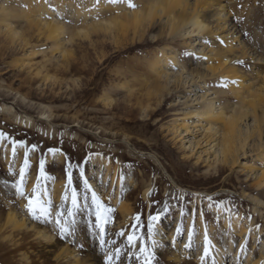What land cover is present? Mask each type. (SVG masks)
<instances>
[{
	"label": "rangeland",
	"instance_id": "1",
	"mask_svg": "<svg viewBox=\"0 0 264 264\" xmlns=\"http://www.w3.org/2000/svg\"><path fill=\"white\" fill-rule=\"evenodd\" d=\"M151 1L133 0L139 11ZM219 1L227 18L223 35L236 33L241 45H245L249 53L240 58L243 64L238 67L254 80L258 72L264 71V62L258 65L255 61L264 51V46L256 49L258 34L264 39V0ZM31 2L42 10L34 19L42 24L58 23L64 33L58 40L48 38L45 29L29 25L19 16L29 8L27 3L0 0V20L4 17L1 9L19 12L11 23L23 37V41L12 40L0 33V132L4 133L0 137V264H73L76 258L89 264H107L108 255L114 257L112 264H142L143 256L136 259L139 245L130 248L127 235L136 223L134 217L140 213L142 223L136 234H143L151 247L148 216L157 212L162 215L154 237L160 242L155 264H201L205 228L214 264H218L220 251L224 252L222 264H247L253 257L259 259L264 254V181L260 187L255 186L261 169L264 170L256 153L259 139L254 136L247 141L245 148L237 152L235 165L223 163L220 150L224 126H210L198 116L205 99H212L217 108L225 107L228 116L238 107L229 87L222 86L224 78L217 74L205 79L190 72V68L204 72L207 63L197 59L199 53L185 54L194 53L185 38L156 37L164 19L154 29L152 25L146 27L143 36L139 31L134 39L132 33L122 37L115 31H87L88 37H77L94 21L104 22L113 16L115 8L126 7V2L113 5L101 0L98 7H94L95 0ZM210 12L206 16L213 14ZM209 21L213 24L215 17ZM197 40L204 47L218 42L207 36ZM163 48L178 57V63L167 68V72L182 79L179 85L168 89L163 79L151 71V64L161 57ZM62 54L67 55L66 59ZM204 93V101H195ZM107 98L112 100L109 106L104 102ZM17 117L22 118L20 122ZM27 117L32 120L28 126ZM252 120L248 115L241 128L251 127ZM262 130L264 144V125ZM49 149H57L58 153ZM89 153H103L110 159L93 156L83 164ZM41 159L45 162L43 176L39 174ZM69 162L71 186L66 173ZM81 167L85 169L84 177L80 176ZM22 169L26 194L35 189L42 201L50 199L54 215L72 209V190H76L80 208L74 210L76 224L71 237L61 239L53 225L33 220L23 210L26 201L15 194L13 187L21 182ZM85 178L91 190L85 188ZM56 183L64 188L59 197L52 192ZM93 191L102 205L116 210L113 222L102 225L103 232L95 218ZM123 202L132 210V220L125 225L119 212ZM11 211L25 219L33 230L47 233V242L37 239L35 231L3 226ZM64 219L70 223L72 218L65 215ZM178 227L182 235H177ZM193 229L192 247L186 250L184 244ZM121 230L124 236L119 235ZM172 238L175 247L171 246ZM245 241L248 251L242 256L239 246ZM64 249L72 256L57 259ZM176 253L179 260L173 258ZM23 256L29 263L23 261ZM204 264H213V260L209 258Z\"/></svg>",
	"mask_w": 264,
	"mask_h": 264
},
{
	"label": "bare ground",
	"instance_id": "2",
	"mask_svg": "<svg viewBox=\"0 0 264 264\" xmlns=\"http://www.w3.org/2000/svg\"><path fill=\"white\" fill-rule=\"evenodd\" d=\"M23 1L28 4L29 8L26 7V12H22L19 16L27 24H33L40 30L45 29V31L49 33L48 38L58 40L59 37L64 33L62 26L58 23L42 24L40 20L34 19L36 14L42 11L41 8H36L32 4L31 0ZM1 11L3 12L2 16L4 17L0 20V33L9 36L12 40L19 39L23 41L22 34H19V32L17 33V30L12 27L11 23V19L16 16L15 13L19 12L13 13V11H9V9L8 11L1 9ZM209 11H211V14L213 12L210 17L206 16L205 14ZM224 11V6L221 5L219 0H194L193 3H191L190 0H152L140 11L136 9L132 10L128 6L123 7L120 10L115 8L113 16L111 14L110 18H106V21H99L97 23L94 21L92 23V27H87L86 30H81V32L79 31V33L76 35L79 37L80 34H82V36L86 38L88 37L87 31L88 33L90 31V33L104 32L109 34H112V32L115 31L117 35H122V37H127L129 33H132V39H134V37L138 35L139 31H141V36H143L145 34L146 27L148 28L152 25V29H154L158 21L162 22L164 19V24L161 28L160 34L158 33L156 37L159 39H165L168 36L172 38H185V43H187V47L189 49H194V53L196 55L200 54V57H207V60H204L207 63V65L204 67V72H200L201 70L194 68H190V72H194L196 76H201V78L205 79L218 74L219 77L229 81L228 87L230 92L233 93L237 98L239 105L235 109H232V114L229 116L226 114V110L224 111L225 107L220 109V107L217 108L214 105L212 99L207 101L205 99V93L195 99V101L199 99L204 101L205 99V103H202V109L198 111V116H200L202 121H206L208 124H211L210 126H213L217 123H220L224 126L223 133L221 135L223 142L221 144L220 150L222 162L226 164L229 162L232 166L235 165L237 162V152L240 149L242 150L245 148V145H247V141L250 138L256 136L259 139V144L257 145L258 149H256L257 157L261 163H264V144L262 143V128L264 125V71L258 72L254 80H252L243 75V72L239 69L236 61H241V57H247L249 51L247 52L245 45H241L242 43L240 42L239 38L236 37V33L223 35L225 25L227 24V18L224 17ZM213 17H215V21L213 24H211L212 22L209 20ZM229 31L230 30L227 32ZM259 35L260 34L257 36L258 40L256 44V49L258 50L260 47L264 46V39L261 35ZM112 36L113 35H111V37ZM115 36L116 35H114V37ZM202 36L218 39V42H214L210 47H204L201 42H198L197 40V38ZM221 40L224 41V44H220L219 41ZM116 42L118 41H115V43ZM199 44L200 46L202 45L201 48L198 47ZM56 50H60V48H56ZM261 52V54H258V57L256 56L257 59L255 60L258 61V63L256 62L258 65L264 62V51L262 50ZM161 53V57L155 59V61L151 64V71H153L154 74H158L160 78L163 79L166 89L173 85H179V83L182 82V79L180 77H176L175 74L172 73L175 76L173 77L170 75L171 72H167V68H170L178 63V57L173 55V53H168L165 48L161 49ZM66 56L67 55L62 54V57L65 59ZM256 68L257 67L254 69L255 72L258 69ZM231 80H236L238 83L232 84L230 82ZM155 95H158V93L156 92ZM104 102L106 106H109L112 103V100L107 98L104 100ZM149 107L150 106L146 107V110L149 109ZM248 115L252 116L253 125L251 127H246V129L243 130L241 128V122L243 119H246ZM47 118L49 119V115H47ZM17 119L20 122L22 118L17 117ZM25 120L27 126L31 125V118L27 117ZM183 127L187 130V126ZM210 129L211 128H208L207 130L210 131ZM57 160H61V157H58ZM19 163L20 160L17 161V166H19ZM257 180L258 182L255 186L260 187L264 181L263 169H261ZM31 187L32 183L29 185V191L31 190ZM63 190V184L56 183L53 185L52 192L54 195H56V197H59ZM147 191L148 190H146V192ZM119 212L123 218L122 225H125L132 220V210L124 202L119 206ZM202 219L203 217L201 216L200 220ZM3 226L11 227L13 230L25 229L27 231H35V229L33 230V226H30V224H28L25 219L20 218L18 214L14 213L13 211L7 213ZM241 232L243 233L244 229H241ZM34 235L37 239H41L44 242H47V239H49L47 237V233L41 230L35 231ZM72 254L73 253L70 251L64 249L56 256V258H67L71 257ZM223 254V251L218 252V264H222ZM173 256L174 260H179L178 253L173 254ZM235 257L237 256H234V258ZM255 258L256 257H253L252 259L247 260V264H261L264 259V254L261 253L260 258L257 260ZM28 260L29 259L27 257L23 256V261H25V263H29ZM87 260L89 261L90 259ZM73 264L89 263H87V261L84 259L78 260V258H76L74 259Z\"/></svg>",
	"mask_w": 264,
	"mask_h": 264
},
{
	"label": "snow or ice",
	"instance_id": "3",
	"mask_svg": "<svg viewBox=\"0 0 264 264\" xmlns=\"http://www.w3.org/2000/svg\"><path fill=\"white\" fill-rule=\"evenodd\" d=\"M45 3H48V0H44ZM101 0H95L94 7H98L100 4ZM127 3V6L130 9H136L137 5L133 2V0H107V3L109 4H119V3ZM50 8H52L53 11H56V9L52 6L49 5ZM99 18V17H97ZM63 19V17H61ZM237 22H241L240 18H237ZM245 35H247L245 33ZM220 44H224V41H219ZM205 43H208V41H205ZM186 55H191L195 56V53H185ZM198 60H207V57H197ZM237 64H243V61H236ZM232 84H237L238 81L236 80H231L230 81ZM229 84L228 80H223L222 81V86L227 88ZM4 133L0 132V137H2ZM33 149H35V145L32 146ZM50 152L53 154L58 153L57 149H49ZM13 152H15V149H13ZM93 156H96L100 159H110L104 156L103 153H89L86 159L82 162L83 164H87L88 162L91 161ZM44 160L41 159L40 164H39V174L41 176L44 175ZM28 161H25V167H28ZM72 164L69 162L66 164V173H67V183L69 186L72 185ZM21 177V182L18 184H14L13 187L15 188V194L18 195L21 199L25 200L26 203L23 206V210L33 219L36 221H40L44 224H51L55 229H58V234L60 235L61 239H65L67 237H71L74 234V226L76 224V219H75V211L80 208V201L78 199V194L75 189L72 190V196H71V205L72 209L67 210L65 213L64 210L59 211L55 215L53 214L52 211V201L49 199L48 201H42L41 195L37 193V191L34 189L32 194H26L25 186L23 183V177H24V171L23 169L19 173ZM80 176L84 177L85 176V169L83 167L80 168ZM123 179V177H121ZM84 186L85 188L91 190L92 186L89 183V180L87 178L84 179ZM151 195V193H149ZM68 197L65 195V200L67 201ZM87 200V197L84 198ZM211 199V198H209ZM92 203L96 205V212H95V218L96 222L98 225H101V232H103V227L102 225L108 224L113 222L114 220V213L115 209L111 207H105L104 205L101 204L97 194L95 191L92 192ZM102 210V211H101ZM102 212L104 214V219L101 220V215ZM65 215L67 217H71L70 223L64 219ZM161 213L157 212L155 215H149L148 216V231H149V236L152 237L151 239V247L148 245V241L144 239L143 234L137 235L136 232L140 230L141 228V214L137 213L136 216L134 217L136 223L133 225V230L130 234L127 235V242L128 246L135 247L139 245V254L136 256V259L139 260L141 256L144 257L142 264H155V256H156V249L160 247V242L156 240L154 237L156 236V226L159 224L161 220ZM251 219V217H249ZM259 227V226H257ZM251 231V230H250ZM177 235H182V229L177 228L176 229ZM120 236H124L125 232L121 230L119 233ZM193 235H194V229L192 233H189L188 235V243L184 244V248L186 250L191 249L192 247V241H193ZM72 243H75V241H70ZM105 241L103 238H101V243L103 244ZM175 238L171 241V246L175 247ZM240 252L242 256L247 255V241H245L244 244L240 245ZM120 250H116V258H119ZM211 258L213 260L214 264V257H211V242L208 238L207 235V228H205V237H204V248H203V254L200 256V261L201 264H204V261L208 260ZM114 257L112 255L106 256V261L107 264H112ZM261 264H264V261L261 262Z\"/></svg>",
	"mask_w": 264,
	"mask_h": 264
}]
</instances>
